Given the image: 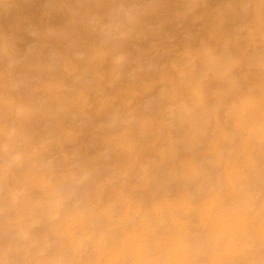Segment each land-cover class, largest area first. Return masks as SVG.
Here are the masks:
<instances>
[{"label":"bare ground","instance_id":"bare-ground-1","mask_svg":"<svg viewBox=\"0 0 264 264\" xmlns=\"http://www.w3.org/2000/svg\"><path fill=\"white\" fill-rule=\"evenodd\" d=\"M185 255L264 264V0H0V264Z\"/></svg>","mask_w":264,"mask_h":264},{"label":"clouds","instance_id":"clouds-1","mask_svg":"<svg viewBox=\"0 0 264 264\" xmlns=\"http://www.w3.org/2000/svg\"><path fill=\"white\" fill-rule=\"evenodd\" d=\"M88 175L70 173L63 179L57 180L52 175L46 184L45 207L41 210V218L37 223L52 224L62 222L66 210L74 207L87 196ZM59 234V223L53 225ZM168 264H195L193 258L184 256L178 260L170 259Z\"/></svg>","mask_w":264,"mask_h":264}]
</instances>
